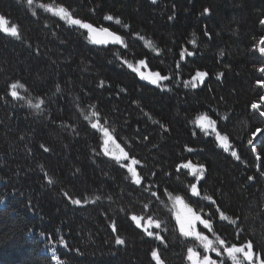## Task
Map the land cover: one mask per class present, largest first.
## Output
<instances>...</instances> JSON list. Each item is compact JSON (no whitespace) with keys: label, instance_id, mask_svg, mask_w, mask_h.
<instances>
[{"label":"trees","instance_id":"1","mask_svg":"<svg viewBox=\"0 0 264 264\" xmlns=\"http://www.w3.org/2000/svg\"><path fill=\"white\" fill-rule=\"evenodd\" d=\"M61 7L123 43L95 45ZM0 15L19 32L0 29V264H187L200 245L174 208L264 258V0H0Z\"/></svg>","mask_w":264,"mask_h":264},{"label":"snow or ice","instance_id":"2","mask_svg":"<svg viewBox=\"0 0 264 264\" xmlns=\"http://www.w3.org/2000/svg\"><path fill=\"white\" fill-rule=\"evenodd\" d=\"M33 3H34V0H27V4L29 6H31ZM40 7H45V8H47V10L52 11V8L50 6L40 5ZM204 12L205 13L209 12V9L205 8ZM57 14H63L65 18L69 19V22L71 24L79 25L82 28L88 29L90 35H93V34H95L97 32V29L93 28V26L91 24L85 23V22H83V21H81L79 19L71 18L69 16V14L66 12V10L64 8H62V7L58 10ZM105 19L111 21L113 19V17L111 15H109V16H106ZM119 22L120 21L117 20V23H119ZM260 23L264 24V20H261ZM125 27H127V26L125 25ZM0 29H2L5 33H8V34H10L11 36H14V37H18V35H19L18 28H17V26L15 24H13L11 27L6 26L5 17L3 15H0ZM100 31H102L106 36L111 37L113 43H123L122 38L119 35H117L116 33L110 32L107 28L101 29ZM93 42L97 43V44H101V43H108V40L107 39H96L95 36L93 35ZM260 43L264 44V37H261ZM258 50H259V52L261 54H264V47H260ZM125 63H127V61H125ZM139 63L141 65H143L144 61H140ZM128 67L132 68L133 65L132 64H128ZM134 70L135 71H139L138 69H134ZM259 71L264 73V67L260 68ZM205 75H206V73H199V72L197 73V77H203ZM141 78L142 79H150L152 84H157L158 81L162 80V79L163 80L168 79V77H161L159 75V73L154 74V77L153 76H144L143 73H141ZM257 84L261 85V86H264V79H258L257 80ZM20 86L22 87V85H20ZM193 86H195V85H193ZM16 89H17V84H15V83L12 84L11 85V95H12L13 98L19 99L20 98V94H19L18 91H16ZM57 90H59V89H57ZM260 99H261V101H264V96L260 97ZM29 103H31V102H29ZM35 107L37 109H39L40 108V104H36ZM251 107L253 109H259L260 105L254 102L251 105ZM259 114L261 116H264V111H261ZM205 119H206V117H205ZM200 126L203 127L202 124ZM92 127L96 128L97 125L93 124ZM259 131L260 130L257 129V132H259ZM104 134H105V136H108L109 139H111L107 129H104ZM253 135L255 136V133H253ZM221 139L223 141L222 146L225 147V149H227V147H228L227 139L228 138L225 136V137H222ZM248 143L252 144L253 141L249 140ZM105 145H107V141H105ZM104 151H105V154H108V149H107L106 146H105ZM121 151H123V150H121ZM232 155L236 156V153L233 152ZM124 156L127 157V153H124ZM120 159H121V157H119V156L116 157L117 161H119ZM136 163H138V161L133 160V164H136ZM184 167L192 169L193 170V173H192L193 175L196 174L197 170H199L201 175H203V166L202 165H200L197 168L196 166L192 165L191 162H189L188 164H185ZM129 171L133 173V177L135 179V183L136 184H140L141 180H140V177L136 174L135 169L130 167ZM262 174H264V173H262ZM249 179H252V177H249ZM195 188H196V185L193 184L192 185V189H193L194 192H195ZM195 194L199 195L198 192H195ZM65 195H67V193H65ZM71 202L73 204H80L81 203V201L78 200V199L72 200ZM0 203H3V201L0 200ZM194 219L195 220H199L200 217L194 215ZM132 220L136 221L137 225H139V218L138 217L133 215L132 216ZM149 222L151 223V220ZM202 223L205 225V227H209V222L208 221H202ZM156 226L159 227V224L157 223ZM113 230L114 231L117 230L115 225L113 226ZM181 231L184 232L183 224H181ZM184 234L185 235H193L197 239H200L202 242L206 241V243L203 244V246H204V248L206 250H210V251L216 253V256L218 258H220L222 256H226L227 258L232 260L233 264H264V258H261L258 254L253 253L252 243L250 241L247 242L244 245L232 244V245L228 246L226 244V242L221 239V240L218 241L219 247H217L216 246L217 242H214L212 240H208V238L206 236H202L201 233L195 232L194 230L184 232ZM148 235L152 236L153 233L152 232H148ZM115 243L118 244V245H124L125 244V240L120 238L119 236H117L116 239H115ZM188 253H189L188 259L190 261H192V264H225V260L224 259L214 260V259L210 258L209 256H204L203 258H200L199 254L195 253L193 251V249H191V248L188 250ZM152 257L156 260L157 264H163V261L161 260L158 252L153 251L152 252ZM52 259L56 260L58 262V264H64V262L60 260V257L57 256L55 254V252L52 255Z\"/></svg>","mask_w":264,"mask_h":264},{"label":"rangeland","instance_id":"3","mask_svg":"<svg viewBox=\"0 0 264 264\" xmlns=\"http://www.w3.org/2000/svg\"><path fill=\"white\" fill-rule=\"evenodd\" d=\"M107 140L109 142L111 141V139H107ZM118 154H119V156H122L120 150H119ZM172 217L174 218V222L176 223V228H177V231L179 233L184 234V232L194 230L195 232L201 233L202 236H206L208 238V240H212L214 242H217L216 246L219 247L218 241L221 240V237H219L218 234L211 232L210 225H209V227H205V225L202 222H200V220L194 219V215H187L186 211L184 212V211H182V210L180 211L178 209L176 211L175 208L173 210ZM181 224H183L184 232L181 231ZM203 232H206L207 234H204ZM186 236L188 238H194L195 241L198 242L197 245H200V246H198V248L197 247L192 248L195 253L199 254L200 258H203L204 256H209L210 258H212L214 260L223 259L222 257L218 258L216 256V253H214L210 250H206L204 248L203 244L206 243V241L202 242L200 239H197L193 235H186ZM188 255H189V253L187 251V258H188ZM188 261H189V264H192V261H190L189 259H188ZM225 262H226V264H233L232 260L229 258H227L225 260Z\"/></svg>","mask_w":264,"mask_h":264},{"label":"water","instance_id":"4","mask_svg":"<svg viewBox=\"0 0 264 264\" xmlns=\"http://www.w3.org/2000/svg\"><path fill=\"white\" fill-rule=\"evenodd\" d=\"M97 39H107L108 41H112L111 37L106 36L104 33L98 34ZM102 44V43H101Z\"/></svg>","mask_w":264,"mask_h":264}]
</instances>
